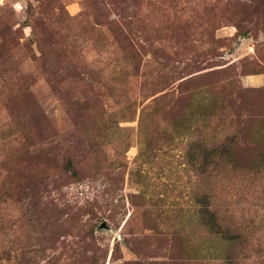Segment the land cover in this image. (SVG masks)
Wrapping results in <instances>:
<instances>
[{"label":"rangeland","instance_id":"rangeland-1","mask_svg":"<svg viewBox=\"0 0 264 264\" xmlns=\"http://www.w3.org/2000/svg\"><path fill=\"white\" fill-rule=\"evenodd\" d=\"M259 73L264 0H0V264H264Z\"/></svg>","mask_w":264,"mask_h":264},{"label":"crops","instance_id":"crops-1","mask_svg":"<svg viewBox=\"0 0 264 264\" xmlns=\"http://www.w3.org/2000/svg\"><path fill=\"white\" fill-rule=\"evenodd\" d=\"M247 79L245 81H248L247 83L251 86H262L264 85V73H259L256 75H250L246 76Z\"/></svg>","mask_w":264,"mask_h":264},{"label":"trees","instance_id":"trees-1","mask_svg":"<svg viewBox=\"0 0 264 264\" xmlns=\"http://www.w3.org/2000/svg\"><path fill=\"white\" fill-rule=\"evenodd\" d=\"M213 224V223H212ZM238 234L237 233H234V239H235V236H237Z\"/></svg>","mask_w":264,"mask_h":264}]
</instances>
